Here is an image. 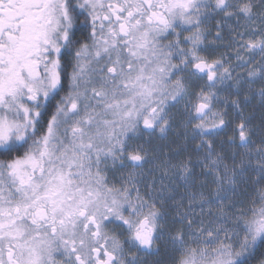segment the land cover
<instances>
[{
  "label": "snow or ice",
  "instance_id": "6c2138e0",
  "mask_svg": "<svg viewBox=\"0 0 264 264\" xmlns=\"http://www.w3.org/2000/svg\"><path fill=\"white\" fill-rule=\"evenodd\" d=\"M0 264H264V0H0Z\"/></svg>",
  "mask_w": 264,
  "mask_h": 264
},
{
  "label": "trees",
  "instance_id": "16d2710c",
  "mask_svg": "<svg viewBox=\"0 0 264 264\" xmlns=\"http://www.w3.org/2000/svg\"><path fill=\"white\" fill-rule=\"evenodd\" d=\"M148 261L151 262L152 259H154V257L148 256Z\"/></svg>",
  "mask_w": 264,
  "mask_h": 264
},
{
  "label": "rangeland",
  "instance_id": "374dc122",
  "mask_svg": "<svg viewBox=\"0 0 264 264\" xmlns=\"http://www.w3.org/2000/svg\"><path fill=\"white\" fill-rule=\"evenodd\" d=\"M145 258H146L147 260H149L148 257H145Z\"/></svg>",
  "mask_w": 264,
  "mask_h": 264
},
{
  "label": "flooded vegetation",
  "instance_id": "af4514ba",
  "mask_svg": "<svg viewBox=\"0 0 264 264\" xmlns=\"http://www.w3.org/2000/svg\"><path fill=\"white\" fill-rule=\"evenodd\" d=\"M253 103H255V102H253ZM146 257H148V256H146Z\"/></svg>",
  "mask_w": 264,
  "mask_h": 264
}]
</instances>
